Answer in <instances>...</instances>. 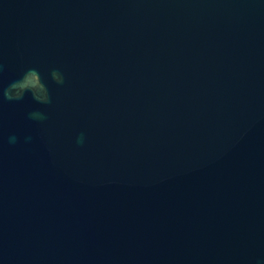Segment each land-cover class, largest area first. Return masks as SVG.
Returning a JSON list of instances; mask_svg holds the SVG:
<instances>
[{
    "label": "water",
    "instance_id": "water-1",
    "mask_svg": "<svg viewBox=\"0 0 264 264\" xmlns=\"http://www.w3.org/2000/svg\"><path fill=\"white\" fill-rule=\"evenodd\" d=\"M0 264H264V0H0Z\"/></svg>",
    "mask_w": 264,
    "mask_h": 264
},
{
    "label": "clouds",
    "instance_id": "clouds-1",
    "mask_svg": "<svg viewBox=\"0 0 264 264\" xmlns=\"http://www.w3.org/2000/svg\"><path fill=\"white\" fill-rule=\"evenodd\" d=\"M13 88L17 89L15 96L10 95L11 89ZM25 91H31L35 99L40 100L42 102H47V90L44 84L42 83L40 76L35 70H31L22 81L11 85L10 89L5 91V96L9 99H19L22 98ZM41 91L45 93L44 97H41L39 95Z\"/></svg>",
    "mask_w": 264,
    "mask_h": 264
}]
</instances>
